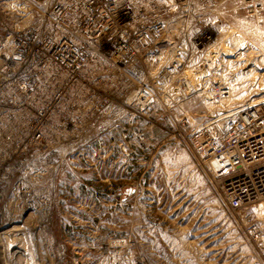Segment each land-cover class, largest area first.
Returning a JSON list of instances; mask_svg holds the SVG:
<instances>
[{"label":"rangeland","instance_id":"1","mask_svg":"<svg viewBox=\"0 0 264 264\" xmlns=\"http://www.w3.org/2000/svg\"><path fill=\"white\" fill-rule=\"evenodd\" d=\"M131 1L136 22L102 30L94 57L83 30L52 26L57 0H0V224L14 230L2 243L33 240L46 261L63 244L118 264H264V232L225 209L217 162L197 148L209 127L264 105V0ZM156 16L160 37L142 25ZM60 35L76 47L67 64L40 44Z\"/></svg>","mask_w":264,"mask_h":264},{"label":"built area","instance_id":"2","mask_svg":"<svg viewBox=\"0 0 264 264\" xmlns=\"http://www.w3.org/2000/svg\"><path fill=\"white\" fill-rule=\"evenodd\" d=\"M245 1L253 7L263 4L262 0ZM154 7L160 8V6ZM133 9L131 0H57L49 9L48 15L51 20L53 18L52 26L56 25L60 29L83 30L89 40L88 44L92 47V51L94 50V57H98L99 37L102 30L131 27L136 22ZM137 10L140 12V9ZM102 22L105 23V26L99 28V24ZM151 23L149 22V25L142 24L149 35L160 37L165 33L167 25L162 18L156 16L152 18ZM123 37V35H119L117 39L114 35H109L106 42L115 43L118 50L123 49L125 53L127 47L125 48L126 39ZM138 40L143 41L145 38L139 37ZM60 42L61 50L48 51L51 44L59 45ZM41 43L45 56L60 59L66 64L69 61L67 57H71V54H68L70 50L76 55V47L70 44L71 42L64 35L58 36L57 39L41 38ZM26 45L24 40L18 39V43L12 51L11 60L21 62L22 59L30 58L31 53ZM24 86L27 88L26 85ZM182 86L186 92L189 91L186 81L182 82ZM29 89L31 90V88ZM224 89V86H218L217 93L223 95ZM58 91L60 92V89ZM133 101L139 105L141 110L149 107L151 100L147 89L139 87L134 93ZM32 137L38 139L40 135L34 132ZM198 142V152L203 157L214 159L217 162L216 176L222 179L225 196L221 198V203L225 209L234 215L243 211L242 216L244 215L245 220L253 222L251 234L255 237L262 234L264 222L257 218L255 206L257 204L264 205V105L258 104L225 117L220 127H209ZM247 211L251 213L246 214ZM3 226L1 223L0 236L6 230L2 229ZM33 242V240H29L27 246L32 264H118L114 261L99 262L97 257L86 256L77 247L67 250L63 244H60L55 249L52 258L46 261L42 257H36ZM18 248L20 247L17 246V242H13L12 245H4L0 239V264H20L14 255ZM219 250L215 253H220ZM205 254L208 255L207 251H204ZM215 257L213 256L214 261H217ZM209 263H211L210 260H208ZM132 264H146V262L141 256L137 262Z\"/></svg>","mask_w":264,"mask_h":264},{"label":"bare ground","instance_id":"3","mask_svg":"<svg viewBox=\"0 0 264 264\" xmlns=\"http://www.w3.org/2000/svg\"><path fill=\"white\" fill-rule=\"evenodd\" d=\"M59 45H55V44H51L50 46H49V52H53V51H59V50H61V48H62V46H61V42L60 43H58ZM254 65V64H253ZM254 105H252V106H248V107H245V108H242V109H246V108H250V107H253ZM242 109H240V110H242ZM240 110H238V111H240ZM236 113V112H235ZM233 115V114H232ZM39 117L40 118H43V119H45L44 118V116H43V114L42 115H40L39 114ZM40 118H37V119H34V125H36V123L37 124H40L41 123V120H39ZM3 221V220H2ZM2 221H1V223H2ZM13 227H11V230L9 229V230H7V231H4L3 233H2V241L4 240V242H6V241H8V239H10L11 240V231L13 230L12 229ZM14 231V230H13ZM12 231V232H13ZM19 240V239H18ZM3 242V243H4ZM11 242V241H10ZM9 242V243H10ZM7 243V242H6ZM8 243V244H9ZM26 248V247H25ZM27 249H25V251H26ZM25 251H15L14 252V255H15V257L17 258V260H18V262L20 263V264H32V263H30V260H29V257L27 256V254H26V252ZM29 253V252H28Z\"/></svg>","mask_w":264,"mask_h":264},{"label":"clouds","instance_id":"4","mask_svg":"<svg viewBox=\"0 0 264 264\" xmlns=\"http://www.w3.org/2000/svg\"><path fill=\"white\" fill-rule=\"evenodd\" d=\"M17 7L15 4L13 5V8Z\"/></svg>","mask_w":264,"mask_h":264}]
</instances>
